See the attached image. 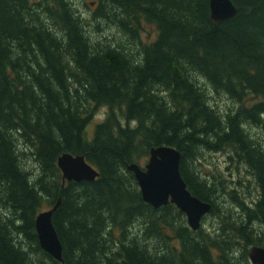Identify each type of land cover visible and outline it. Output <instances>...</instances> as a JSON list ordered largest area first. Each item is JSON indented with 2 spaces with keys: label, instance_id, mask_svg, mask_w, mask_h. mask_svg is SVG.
I'll use <instances>...</instances> for the list:
<instances>
[{
  "label": "trees",
  "instance_id": "1",
  "mask_svg": "<svg viewBox=\"0 0 264 264\" xmlns=\"http://www.w3.org/2000/svg\"><path fill=\"white\" fill-rule=\"evenodd\" d=\"M232 1L238 13L216 24L210 0H0V264H251L264 246V0ZM160 145L181 151L188 189L212 204L197 230L175 204L144 201L127 168ZM224 150L255 198L198 171ZM68 152L99 177L64 184ZM59 199L62 262L36 230Z\"/></svg>",
  "mask_w": 264,
  "mask_h": 264
},
{
  "label": "water",
  "instance_id": "2",
  "mask_svg": "<svg viewBox=\"0 0 264 264\" xmlns=\"http://www.w3.org/2000/svg\"><path fill=\"white\" fill-rule=\"evenodd\" d=\"M94 4V3H93ZM211 19L220 24L234 17L238 8L232 0H210ZM182 153L170 145L152 147L148 162L130 163L127 168L135 174L144 201L159 208L175 204L187 216L189 226L197 230L212 204L192 194L181 172ZM58 166L66 181H94L100 172L84 155L64 153L58 158ZM61 199L52 208L41 211L36 217V230L42 249L58 261H63V245L53 222ZM249 257L252 264H264V246H253Z\"/></svg>",
  "mask_w": 264,
  "mask_h": 264
},
{
  "label": "rangeland",
  "instance_id": "3",
  "mask_svg": "<svg viewBox=\"0 0 264 264\" xmlns=\"http://www.w3.org/2000/svg\"><path fill=\"white\" fill-rule=\"evenodd\" d=\"M78 4L80 5L83 11L89 14H91L94 11L96 6L95 2L94 4L91 5V7H85L83 4H81V1H78ZM157 35H158L157 28L150 23L144 22V31L142 33V38L144 42H150L152 40H155ZM219 101L220 103H223L222 106L226 105L224 104V101L227 100L219 99ZM106 112H107L106 107H100L97 110L95 116L93 117L91 123L88 126V132L90 136L93 134L96 125L104 120L106 116ZM252 132L258 133V131L255 128H252ZM148 160L149 157L143 160L140 164L144 166L148 162ZM195 165L198 168V171H200L207 179L208 178L226 179L227 180L226 184L229 186V188L232 189L237 188L239 193L245 194L247 198H251V197L255 198V195L257 194V188L255 186L254 176L251 173L247 172L248 169L247 167H244L243 165H239L236 161L231 160L228 151L226 150L221 152L205 151L203 158L196 161ZM248 183H250L249 187H251V191H252L251 196L250 193H247L244 190L246 184ZM48 209H50V207H46L41 211H45ZM209 220L210 219L208 218V221L206 222L207 226L210 225Z\"/></svg>",
  "mask_w": 264,
  "mask_h": 264
},
{
  "label": "flooded vegetation",
  "instance_id": "4",
  "mask_svg": "<svg viewBox=\"0 0 264 264\" xmlns=\"http://www.w3.org/2000/svg\"><path fill=\"white\" fill-rule=\"evenodd\" d=\"M209 179V178H208Z\"/></svg>",
  "mask_w": 264,
  "mask_h": 264
}]
</instances>
